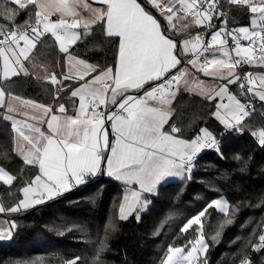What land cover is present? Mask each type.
<instances>
[{
    "label": "snow or ice",
    "instance_id": "1",
    "mask_svg": "<svg viewBox=\"0 0 264 264\" xmlns=\"http://www.w3.org/2000/svg\"><path fill=\"white\" fill-rule=\"evenodd\" d=\"M106 6L105 9H92L88 3H83V8L92 12L89 22L83 24L84 28L101 21L106 22V34L108 37H116L119 40L117 49V63L115 68H108L102 75L95 76L91 81L81 84L72 91L73 97H79V107L76 115L66 114L64 105H60L58 111L64 115L51 114L52 108L36 104L34 101L22 100L14 97L15 101L34 109H41L44 115H50L47 120L49 134L41 131V128L28 119L43 122L42 117L30 116L24 121H15L13 129L21 138L18 151L28 165H38L39 174L22 189L23 199L16 207L8 209L15 213L31 206L39 205L51 200L74 186L86 182L87 178L98 174L102 167H106L107 175L125 184L133 182L139 186V190H130L124 195V202L119 206L121 220H127L137 205L141 202V196L146 192H153L156 185L167 175L180 174V171L190 172L193 161L204 148H216L219 151V142L216 136L208 129H200V135L191 140L180 139L176 133L180 130L173 126L170 132L164 131L165 125L170 119V109L165 106L172 101L176 92L174 86H178L180 77L186 69L180 68L177 75H169L172 69H177L182 61L177 55V43L169 38L161 25L152 14L145 10L137 0H100ZM153 8L160 14L166 15L169 23L177 17L178 12L194 18L197 25H204L206 21L213 19L218 12V0H148ZM228 3L243 6L251 14H258L260 21L259 30L255 29L257 20L255 15L251 20L254 26L240 27L228 31L221 27L215 31L210 40L205 44L201 35H196L191 40L183 41L182 53H192L194 59L187 63L194 68L199 62L203 52H209L217 48L222 53L223 59L213 54L210 60L199 64V71L208 76L223 74L225 71L229 77L234 76L236 66L241 64L264 66V0H228ZM80 4V0H9V6L0 9V57L3 59V77L28 75V69L23 61L29 59V52L36 48L41 37L51 34L58 43L59 50L68 55L70 48L77 44L81 38L78 29L81 27L79 13L74 9ZM178 5V7H177ZM30 6L36 8L35 23L27 21L23 26H17L14 30L5 31V25L15 22L21 11ZM55 10L61 14V18L53 21L51 12ZM30 28V33L28 29ZM175 26L173 25V30ZM228 38L234 47L228 49ZM247 41V45L241 41ZM7 45L3 47L2 45ZM234 53V57L231 55ZM72 58L69 56V60ZM82 66V67H80ZM211 69V71H210ZM72 71L70 65V72ZM97 71L94 65L80 60L75 74H64L62 80L55 73L51 74L52 84H63L65 81L78 79L83 81L90 73ZM241 79L238 75L235 79H229L228 84L236 83ZM156 83L150 91L143 96L125 95L129 90H141L150 82ZM247 92L258 97L264 102V76L259 77V89L257 81L248 74ZM245 85L241 84L243 89ZM105 93L112 91L114 98L111 104H117V97H124L125 102L118 104L116 112L99 111L104 103H97L96 97L100 91ZM205 95L209 100L214 99L211 92ZM227 96V104H217L216 111L212 114L223 126L232 129L235 125H241L242 121L250 115L248 105L242 103L235 95L228 92L227 85L216 92L221 99ZM84 101H87L86 103ZM156 101L158 107L151 106L148 102ZM5 92L0 89V106H4ZM9 113L15 109L8 104ZM26 115V114H25ZM5 119L11 121L13 117L7 115ZM111 123V131L114 140L110 142L106 130V123ZM259 144L264 146V129L258 133ZM239 159V157H238ZM16 179L4 168H0V181L6 185H12ZM219 208L228 212L225 201L212 200L198 214L192 216L183 225L181 231L188 232L193 229L197 237L183 247L168 246L167 255L162 264H194L202 259L201 254H206L208 244L204 235L200 234L202 218L210 208ZM5 208L0 207V213ZM139 219V217H137ZM226 223H231L227 220ZM16 224L10 223L8 228H0V239L10 238L11 229ZM219 235V233L217 234ZM215 240L216 237H213ZM261 245H264V234L259 236ZM256 247L255 245L253 246ZM68 264H82L81 258L68 262ZM95 264H100L97 257ZM206 264V261H205ZM240 264H251L248 259H242Z\"/></svg>",
    "mask_w": 264,
    "mask_h": 264
},
{
    "label": "trees",
    "instance_id": "2",
    "mask_svg": "<svg viewBox=\"0 0 264 264\" xmlns=\"http://www.w3.org/2000/svg\"><path fill=\"white\" fill-rule=\"evenodd\" d=\"M138 1L178 42L177 52L183 63L186 56L179 43L188 34L170 28L148 0ZM5 6H9V0H0V9ZM35 12L32 6L21 11L14 24L5 25V31L23 26L26 21L33 22ZM252 16L243 6L232 5L230 20L234 26L252 27ZM4 23L0 20V24ZM118 43V38L107 36L106 22L101 21L91 26L89 34L82 35L69 53L93 64L99 72L116 65ZM33 56L60 76V50L54 37L43 36ZM255 71L264 73V66L242 64L244 74ZM158 82H150L136 93ZM0 83L6 95L49 104L54 109L66 92L32 73L4 80L0 77ZM231 89L243 102L248 99L239 81ZM254 97L259 114L247 119L243 133L235 135L226 133L212 115L216 111L215 100L179 88L164 129L171 131L177 126L179 136L194 139L206 127L222 137L219 152L200 153L190 175L187 172L181 180L160 184L156 194L146 195L151 202L147 210L135 211L127 220H121L119 214L125 184L107 175L105 167L100 175L89 177L62 195L17 213H7L17 227L11 240L0 241V264H68L76 257L81 258L82 264H95L97 257L100 264H162L168 246H185L197 237V226L181 231L187 220L221 196L228 199L229 211L210 208L202 218L208 249L201 263L239 264L248 256L255 264H264V249H259V236L264 234V146L251 134L264 124V102ZM4 112L5 107L0 106V166L16 179L12 185L0 181V200L6 209H11L20 201L22 188L39 174V168L28 165L15 151L13 123L4 118Z\"/></svg>",
    "mask_w": 264,
    "mask_h": 264
},
{
    "label": "crops",
    "instance_id": "3",
    "mask_svg": "<svg viewBox=\"0 0 264 264\" xmlns=\"http://www.w3.org/2000/svg\"><path fill=\"white\" fill-rule=\"evenodd\" d=\"M57 2H59V0H57ZM73 2H74V0H69V4H72ZM85 2L88 3L91 6L92 9H105L106 8V6L103 5L100 2V0H80V4L77 5L74 10L77 13H79V17H80V20H81V27L78 29V31L80 32L81 36L89 34L90 28H91V26H93V25H91L89 28H84L83 27V24L86 23V22H89L91 20V18H92V12L89 11L88 9L83 8L82 6H80L83 3H85ZM137 2L140 3L138 0H137ZM152 15L154 16L155 19H157L158 23L161 25V22L159 21V19L154 14H152ZM60 18H61V14L59 12H57L55 10H53L51 12V16H50L51 20L56 21V20H58ZM194 21L195 20L192 19V18H187V17H184V16L180 17L179 16V19H178L179 23L178 24L181 25L182 28H183L182 29V33L188 34V36L186 37L187 40H191V39H193L196 36L197 28L199 27V25H197ZM161 28H162V25H161ZM182 33H179V34H182ZM168 37L171 38L170 36H168ZM171 39H173V38H171ZM173 40L178 45V42L175 39H173ZM179 44H180V47H181V50H182L183 47H182L181 41H180ZM3 47H7V45H3ZM33 51H34V49L29 52V54H28L29 59L26 60V61H23L25 67L28 69V73H32V74H34L35 76H37L39 78L51 81V74L55 73V72L48 65L42 63L40 60L35 58L33 56ZM213 54H215L217 58L223 59L222 53L219 51L218 46H217V48H214V53ZM213 54H212V56H213ZM177 55H178V52H177ZM69 56L72 58L71 60H69ZM184 56H186L185 60L178 67L185 69L188 66H192V65L188 64L187 61L191 60V59H194V58H192L190 56V52L187 53V54H184ZM178 58H180L179 55H178ZM80 60H82V59H80V58H78V57H76V56H74L72 54L66 55V54H64V53H62L60 51L59 68L61 70L60 71L61 74H60V76H57V78L59 80H62V77H63L64 74H75V70H76V68L78 66V62ZM86 63L90 64V65H93V64L88 63V62H86ZM198 63L200 64V62H198ZM2 65H3V59H2V57H0V69H2ZM70 65H71V68H72L71 72H70ZM80 67H82V66H80ZM108 68H113L114 69L115 66L114 67H111V66L110 67H106L105 69H103V70H101L99 72L90 73L88 76L85 77V79L83 81L78 80V79H74V80H70V81H65V82H63V84H55L61 91H66L65 94H63L65 101L63 100V95H62V101L59 104L56 105L57 106L56 109H54L53 106L49 105V104H45V103L34 101V100H31V99L23 98V97H20L18 95H14V94L6 95V93H5V101H6L5 105L6 104L7 105L8 104H12L14 109H15L13 112L10 113V115L13 117V120H11L12 123H14L15 121H24L25 119H28V117L33 116V115L38 116V117H42V119H43L42 123L40 121H33L31 119H28V122L29 123H34L36 126L40 127L41 131L45 132V134H49L50 130L48 129L47 120L50 119V115H44L41 109H34L31 106H25L22 103H20L18 101H15L13 98L18 96L22 100H30V101H34L36 104H41V105H45L46 107H51L52 108V113L51 114H56V115H61V116L64 115V114H61L58 111V109H59L60 105H64V107L66 109V114L69 115V116H73L74 117L76 115V111H77V109L79 107V97L78 96L77 97H73L71 95L72 91H74L77 88H79L81 86V84H84V83H87V82L91 81L92 78L95 77V76L100 75L102 77L103 73L105 71H107ZM172 70H174V69H172ZM0 77L3 80L5 79L3 77L2 71H0ZM184 83H185V81L183 80L181 82V84H184ZM152 87H154V86H150L147 89L142 90L139 93L138 92L136 93V90H129L125 95H128L129 97L130 96H136V97L143 96L144 92L150 91ZM177 88L179 89V88H184V87H179V86L175 87L174 86L173 91L177 92V90H178ZM0 89L3 90L2 86H1V83H0ZM113 98H114V96H113V92L112 91H109L107 93H105L103 90L100 91L99 95L96 97V102L97 103H104L105 99H107L109 101H108L107 105H101L98 110L99 111H103V112H107V113H111V112H114V109L116 107H118V104H121V103L125 102V98L124 97H117L116 98L117 104L113 105L110 102ZM84 102L86 103L87 101H84ZM148 103L151 106H153V107H158L159 106L156 101H149ZM5 105H4V107L6 108ZM171 113H172V111L170 109V116H171ZM4 115H5V112H4ZM105 127H106V130L108 131L109 140H110V134H113L112 131H111V123L107 122ZM164 131L170 132L169 130H165V129H164ZM176 135L180 139L191 140V139H186L184 137H181L177 133H176ZM111 136H112V138L114 140V136L113 135H111ZM21 143H22L21 138L18 137L17 133L14 130V147H15V151L19 155H20V153L18 151V148H19ZM200 152H202V150ZM200 152L197 153V155H199ZM20 156L23 158L22 155H20ZM102 170H103V167H102ZM104 171L106 172V167L104 168ZM100 172L98 174L94 175V176L100 175ZM186 174H187V171L186 172L180 171V174H170V175L165 176L156 185L155 190L153 192H146V193L142 194L141 201H147V204L149 206L151 202H150V200L148 198H146L147 194H150V195L156 194L158 189H159L160 184L165 183V182L170 181V180H179V178L180 179L184 178V176ZM114 179H116V178H114ZM116 180H118V179H116ZM87 181H88V178H87L86 182ZM118 181H120V182L125 184V182L122 181V180H118ZM27 185L28 184H26L25 186H27ZM130 190H139V186L137 184H135L134 182L131 185L125 184V193H124V195L128 194L130 192ZM64 193H66V192H64ZM21 199H23V193H22ZM123 202H124V199H123ZM18 204H19V202L16 205H14L13 207H16ZM35 206H37V205L31 206L29 208H32V207H35ZM0 207L5 208L4 205L2 204L1 200H0ZM23 210H26V209H22L21 208L20 211H23ZM20 211H18V212H20ZM135 211H138V210H135ZM135 211H133V212H135ZM139 212H143V211L139 210ZM7 213H12V212L8 211V209L5 208V212L0 213V228H8L9 224L14 222L13 219H11V218H9L7 216ZM15 213H17V212H15ZM11 231H12V235H13V229H11ZM2 240L3 239H0V241H2Z\"/></svg>",
    "mask_w": 264,
    "mask_h": 264
},
{
    "label": "rangeland",
    "instance_id": "4",
    "mask_svg": "<svg viewBox=\"0 0 264 264\" xmlns=\"http://www.w3.org/2000/svg\"><path fill=\"white\" fill-rule=\"evenodd\" d=\"M161 2L163 3L164 2V0H161ZM177 7H178V5H177ZM158 12H159V10L158 9H156ZM160 13V12H159ZM255 15V19L257 20V25L256 26H258L260 23H262L261 21H260V18H259V15L258 14H253V16ZM164 16V18L167 20V18H166V15H163ZM179 16L181 17V16H184V13L183 12H178L177 13V17H174L173 18V21L171 22V23H169V21H168V24H169V26H170V28H172L173 29V25L175 26V31L176 32H179V33H182V26L181 25H179L178 23V19H179ZM253 16H252V18H253ZM185 17V16H184ZM251 18V19H252ZM195 22V21H194ZM252 25V24H251ZM184 40H186V38H183L182 40H181V44H182V47H183V41ZM70 54V53H69ZM224 58V57H223ZM198 68H199V63L197 64V66L194 68L193 66H188V67H186L185 69H186V72H185V74L182 76V77H180V80H179V84H178V86L179 87H184L186 90H188V91H190V92H193V93H195V94H198V95H200V96H204V97H207L206 95H205V93L206 92H211L212 93V95H213V97H214V99L213 100H215L216 101V106H217V104H227L228 103V100H227V96L225 95L224 96V98L223 99H221L220 97H218V96H216V92H219L220 91V88L221 87H223V86H225V85H227V88H228V92L230 93V94H233V95H235L238 99H240V97L231 89V85L232 84H234V83H232V84H228V80L229 79H235V76H239V74H238V72L236 71V70H234V76H232V77H229L228 75H227V72L225 71L223 74H217V75H215V76H208V75H206V74H204L202 71H199L198 70ZM210 71H211V69H210ZM247 76H248V74H246ZM252 78L254 79V80H256L257 81V89L256 90H260L259 89V87H258V85H259V77H261V76H264V73L262 72V71H255V72H253L252 74ZM240 77V76H239ZM185 81V83L184 84H181V82L182 81ZM239 82H240V80H239ZM196 84V85H195ZM176 87V86H175ZM178 89V88H177ZM258 98V97H257ZM169 99H171V101L173 100V98L172 97H169ZM240 101L242 102V100L240 99ZM243 103V102H242ZM6 106V110H5V115L7 116V115H10V113H9V111H8V107H7V104L5 105ZM165 108L166 109H171V103L170 104H168V105H166L165 106ZM203 128H206V127H203ZM198 135H200V133L198 134ZM202 150V152L204 151V149H201ZM202 152H200V153H202ZM0 168H4V167H1L0 166ZM5 169V168H4ZM5 171H7V172H9L8 170H6L5 169ZM191 172H192V170L190 171V172H188V175H190L191 174ZM9 174H11L10 172H9ZM12 175V174H11ZM186 176V175H185ZM185 176H184V178H185ZM181 179H183V178H181ZM180 178H179V180H181ZM217 199H219V200H221V201H225L226 203H227V206H228V211H229V207H230V204H229V201H228V199L225 197V196H221V197H218V198H216V199H214V200H217ZM147 208H148V204H147V201H141L138 205H137V207L135 208V210H140V211H146L147 210ZM218 210H220L219 208H217ZM134 210V211H135ZM221 211V210H220ZM223 212V211H222ZM225 213H227V212H225ZM201 224H202V222H201ZM200 234H202V235H204L203 234V230H202V226H200ZM204 238H205V236H204ZM12 239V236L10 237V238H4L2 241H9V240H11ZM205 242L207 243V241H206V239H205ZM208 244V243H207ZM174 247H181V248H183L184 246H174ZM207 253V252H206ZM167 255V254H166ZM205 256V254L204 253H202L201 254V257L203 258ZM166 257V256H165ZM194 264H204V263H201V259L200 260H198V261H196V262H194Z\"/></svg>",
    "mask_w": 264,
    "mask_h": 264
},
{
    "label": "built area",
    "instance_id": "5",
    "mask_svg": "<svg viewBox=\"0 0 264 264\" xmlns=\"http://www.w3.org/2000/svg\"><path fill=\"white\" fill-rule=\"evenodd\" d=\"M231 8H232V5L228 3V0H218V9H217V11L218 12H222L223 15L222 16H218V15H216L214 13L213 19L210 22L206 21L204 25H199V27L197 28L196 35H198V34L201 35L204 38L205 44H207V42L210 40L211 35L215 31L219 30L221 27H225L228 31L240 28L239 26H234L231 23V20H230ZM184 16H185V14H184ZM185 17L194 19L190 15L189 16H185ZM34 23H35V20L33 22L29 23V24L34 25ZM259 25L255 26L256 30H259ZM253 27L254 26L249 27L250 30ZM28 31L29 32L31 31L30 28L28 29ZM46 35H51V34H46ZM241 42L245 46L247 45V41H243L242 40ZM233 47H234V44L232 43L231 39L228 38V49L230 50ZM201 52H202V54L199 57V62L200 63H204L206 60H210L212 58V54L214 53V49L209 51V52H203V50H201ZM231 55L234 57V53H231ZM190 56L192 58H195L192 53H190ZM179 69L180 68L178 67L177 69L172 70L171 73H169V75H176L178 73ZM235 70L238 72L239 76L241 77L240 85L241 84L245 85V87L243 89H244V92L247 93L248 99H246L243 103L248 105V110L250 112V115L248 117H246L244 121H242L241 125H235L232 129H228V128H226L224 126V130H225L226 133H233L235 135H240V134L243 133V130L245 128V121L247 119H249L252 115H254V113L259 114V110H258L257 102H256V99H255L254 95L252 93H248L247 92L248 76L242 72V64L236 66ZM161 82H163V81H160L158 83H161ZM154 86H156V84ZM117 109H118V107H116L114 109V112H116ZM261 129H264V124L261 126V128H259L258 130H255L253 132H257L258 133ZM251 134H252V132H251ZM253 137L256 138L259 141L258 135L257 136H253ZM216 138H217V140L219 142V151H220L222 146H223V139H222L221 136H216ZM204 151H216V152H219V151L216 150V148H204ZM198 156L199 155H196V157H195V159L193 161L192 169L195 167V163L198 160ZM259 249L263 250L264 249V245H261V243H260ZM243 259H248V260L251 261V264H255V262H253L250 259V257H248V256L244 257Z\"/></svg>",
    "mask_w": 264,
    "mask_h": 264
},
{
    "label": "water",
    "instance_id": "6",
    "mask_svg": "<svg viewBox=\"0 0 264 264\" xmlns=\"http://www.w3.org/2000/svg\"><path fill=\"white\" fill-rule=\"evenodd\" d=\"M176 128H178L177 126H175ZM179 129V128H178ZM180 130V129H179ZM180 132V131H179Z\"/></svg>",
    "mask_w": 264,
    "mask_h": 264
}]
</instances>
